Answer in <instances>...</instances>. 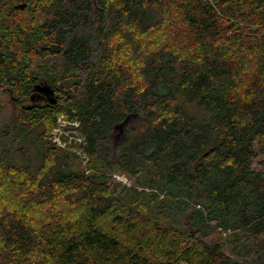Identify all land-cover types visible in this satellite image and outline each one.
<instances>
[{
	"label": "trees",
	"instance_id": "obj_1",
	"mask_svg": "<svg viewBox=\"0 0 264 264\" xmlns=\"http://www.w3.org/2000/svg\"><path fill=\"white\" fill-rule=\"evenodd\" d=\"M0 264H264V0H0Z\"/></svg>",
	"mask_w": 264,
	"mask_h": 264
},
{
	"label": "rangeland",
	"instance_id": "obj_2",
	"mask_svg": "<svg viewBox=\"0 0 264 264\" xmlns=\"http://www.w3.org/2000/svg\"><path fill=\"white\" fill-rule=\"evenodd\" d=\"M4 99H7V98H4ZM63 125H65V124H63ZM61 128H64V127H61ZM65 129H67V128H65ZM66 135H71V133H73L71 130H69V129H67L66 131ZM59 134H60V132H58ZM58 143H59V141L58 140H56ZM81 143H82V141H81ZM69 144V143H68ZM72 146L71 145H68V146H66V148L65 149H70ZM73 150V152H76V150H74V148L72 149ZM82 152V151H81ZM80 151H77L76 152V155H77V157H78V159L80 160V162L82 163V165H85V161L86 160H82L83 159V157H84V155L81 153ZM254 166H256V167H258L256 164L254 165ZM115 177H116V180H118V181H121V182H123L124 184H129V182H128V180L126 179V177H124V176H118V175H115Z\"/></svg>",
	"mask_w": 264,
	"mask_h": 264
},
{
	"label": "built area",
	"instance_id": "obj_3",
	"mask_svg": "<svg viewBox=\"0 0 264 264\" xmlns=\"http://www.w3.org/2000/svg\"><path fill=\"white\" fill-rule=\"evenodd\" d=\"M58 122H59V126H60V128L66 126V125H63V124H65V122H64L62 119H59ZM75 125H76V124H75ZM56 132H57V134H59V133H58V132H60L59 129H57ZM60 133H61V132H60ZM56 140H58L59 143H58ZM82 140H83V138L78 137L76 142L81 143ZM55 142H57L59 145H60V143H61L60 140H59L58 138L55 139Z\"/></svg>",
	"mask_w": 264,
	"mask_h": 264
},
{
	"label": "water",
	"instance_id": "obj_4",
	"mask_svg": "<svg viewBox=\"0 0 264 264\" xmlns=\"http://www.w3.org/2000/svg\"><path fill=\"white\" fill-rule=\"evenodd\" d=\"M26 6V4H20L19 9H23Z\"/></svg>",
	"mask_w": 264,
	"mask_h": 264
}]
</instances>
